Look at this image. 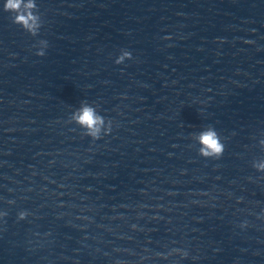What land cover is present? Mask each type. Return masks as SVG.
Instances as JSON below:
<instances>
[{"label":"clouds","instance_id":"9594fccd","mask_svg":"<svg viewBox=\"0 0 264 264\" xmlns=\"http://www.w3.org/2000/svg\"><path fill=\"white\" fill-rule=\"evenodd\" d=\"M37 5L35 0H4L3 10L10 14L14 13L12 22L19 25L24 31L36 36L42 26L39 15L34 11ZM47 47V41H41ZM38 56L45 54L44 50L36 53ZM125 58L130 59L131 53L124 51L123 54L116 60V63H122ZM74 121L82 128L86 129V134L94 140L101 138L102 131L107 134L110 132V122L107 129L104 128L105 119L103 116L97 114L96 109L92 106L84 104L74 115ZM201 145L199 153L203 157H212L219 159L224 151L225 144L221 141L218 132L211 126L199 133L197 137ZM258 170L264 171V163L254 165ZM25 213H20V219H23Z\"/></svg>","mask_w":264,"mask_h":264}]
</instances>
